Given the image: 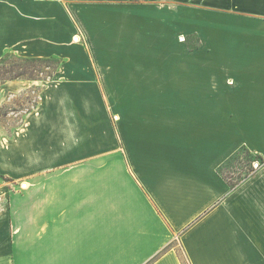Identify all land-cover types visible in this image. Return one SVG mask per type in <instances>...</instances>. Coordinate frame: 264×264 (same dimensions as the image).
<instances>
[{
	"label": "crops",
	"instance_id": "crops-1",
	"mask_svg": "<svg viewBox=\"0 0 264 264\" xmlns=\"http://www.w3.org/2000/svg\"><path fill=\"white\" fill-rule=\"evenodd\" d=\"M162 1L0 0V60L63 62L0 83L40 90L0 174L56 170L0 214V264H264V169L222 173L264 159V0Z\"/></svg>",
	"mask_w": 264,
	"mask_h": 264
},
{
	"label": "rangeland",
	"instance_id": "rangeland-1",
	"mask_svg": "<svg viewBox=\"0 0 264 264\" xmlns=\"http://www.w3.org/2000/svg\"><path fill=\"white\" fill-rule=\"evenodd\" d=\"M165 2L168 3V0L162 1V3ZM186 3V1H177L178 6H183ZM181 36L184 38L181 42L188 49H200L202 40L200 35L195 31ZM62 63L60 60L35 61L30 58H23L13 53H8L0 60V83L5 84L9 81H19L35 86L34 84L40 82H50L55 79L56 73L61 68ZM39 91V89L35 90L32 87L26 92L17 93L10 97L7 96V101L1 102L0 121L9 132V136L12 137L13 132L11 131L23 124V115L29 111H35L38 106ZM9 115L16 116V118L13 121H9V119H6ZM252 169H264V159L260 160L255 155H250L242 150L222 168V173L234 185L243 181L247 175H252L254 173H251ZM15 175L14 177L0 174V214H3L4 211H9V207L10 210H24L26 205L24 197L26 194H30L31 190L39 193L40 186L38 185L44 179H55L56 170L47 172L18 171ZM24 183H28V188H23Z\"/></svg>",
	"mask_w": 264,
	"mask_h": 264
},
{
	"label": "trees",
	"instance_id": "trees-1",
	"mask_svg": "<svg viewBox=\"0 0 264 264\" xmlns=\"http://www.w3.org/2000/svg\"><path fill=\"white\" fill-rule=\"evenodd\" d=\"M32 60H35V61H36V60H39V61H46L45 59H32ZM48 60H54V59H47V61H48ZM242 150H244V151H246L248 154L254 156V154H252V153H251L246 147H242L240 151H242ZM240 151L238 152V154L240 153ZM238 154H236L232 159H234ZM255 157H256V158H259L260 160L263 159V158H262L261 156H259V155H255ZM232 159H231V160H232ZM231 160H230V161H231ZM230 161H229V162H230ZM261 162H262V161H261ZM255 171H256V170L252 169V172H251V173H253V172H255ZM249 176H250V174L247 175L246 178L249 177ZM243 180H244V179H243ZM236 185H237V184L232 185V188H234Z\"/></svg>",
	"mask_w": 264,
	"mask_h": 264
},
{
	"label": "bare ground",
	"instance_id": "bare-ground-1",
	"mask_svg": "<svg viewBox=\"0 0 264 264\" xmlns=\"http://www.w3.org/2000/svg\"><path fill=\"white\" fill-rule=\"evenodd\" d=\"M23 187H24V188H27V185H24V184H23Z\"/></svg>",
	"mask_w": 264,
	"mask_h": 264
}]
</instances>
